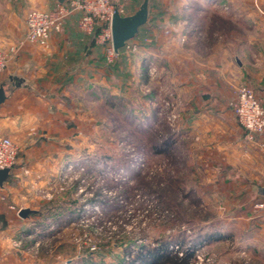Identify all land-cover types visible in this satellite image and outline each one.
<instances>
[{"label": "rangeland", "instance_id": "obj_1", "mask_svg": "<svg viewBox=\"0 0 264 264\" xmlns=\"http://www.w3.org/2000/svg\"><path fill=\"white\" fill-rule=\"evenodd\" d=\"M141 2L122 0L123 15ZM55 3L33 0L26 13ZM244 9L248 0H149L148 21L112 61L99 43L94 87L78 88L79 126L47 148L54 168L27 178L20 202L1 209L0 232L19 205L34 212L17 226L27 239L5 235L0 264L138 263L162 246L190 251L188 264H264V131L249 140L232 107L239 87L252 89L240 48L263 32L249 29ZM215 102L238 129L185 132L189 118L217 123L219 111L202 110Z\"/></svg>", "mask_w": 264, "mask_h": 264}, {"label": "crops", "instance_id": "obj_2", "mask_svg": "<svg viewBox=\"0 0 264 264\" xmlns=\"http://www.w3.org/2000/svg\"><path fill=\"white\" fill-rule=\"evenodd\" d=\"M252 1L248 0V9H244L253 20L248 27L255 33L263 32L250 36L246 49L239 48L240 54L248 60V82L255 95L264 101V18L258 20V12L253 9ZM68 2L56 0L50 9L57 4L67 5ZM254 3L263 8L264 15V0H254ZM32 5L33 0H0V47L8 57L7 67L0 73V84H5L7 91L6 100L0 104V136L10 137L19 146L16 162L0 185V193L10 192L7 200L0 198V212L20 202L16 192L28 190L27 178L31 181L32 177H43L54 168L53 163L50 166L49 160H55V156L47 148L53 149L58 142H63L65 130L79 126L76 108L81 90L78 88L80 85L84 89L94 87L90 85V76L97 62L104 60L105 48L95 41V35H85L79 30L78 14L71 15L62 30L50 36L47 47L30 43L21 45L20 41L26 32L24 14ZM240 9L237 7L238 12L234 11L233 14L239 16ZM86 80L87 84L81 83ZM217 95V92L211 93L216 99L219 98ZM203 107V111H219L218 122L208 118L203 122L189 118L185 132L192 133L198 129L201 134L211 133L214 137L213 134L217 136L222 129L230 136L238 129L235 119H224L230 118L232 113L224 110L225 106L221 102L205 104ZM20 208H27V202L19 205L18 211ZM28 220L19 215L11 216L8 220L11 230L0 232V245L12 235L27 239V231H19L17 226Z\"/></svg>", "mask_w": 264, "mask_h": 264}, {"label": "built area", "instance_id": "obj_3", "mask_svg": "<svg viewBox=\"0 0 264 264\" xmlns=\"http://www.w3.org/2000/svg\"><path fill=\"white\" fill-rule=\"evenodd\" d=\"M121 1L71 0L68 5L58 4L53 9H31L25 15L26 32L20 44L30 43L47 47L50 36L62 30L69 16L78 14V28L83 34L95 35V30L101 28L95 36V41L105 44L106 58L112 61L119 52L116 53L112 46L110 23L114 12L123 15ZM7 63L8 57L0 47V73L6 69ZM232 107L249 140H254L263 133L264 105L250 87L238 88ZM18 154V144L8 136H0V169L10 170Z\"/></svg>", "mask_w": 264, "mask_h": 264}, {"label": "water", "instance_id": "obj_4", "mask_svg": "<svg viewBox=\"0 0 264 264\" xmlns=\"http://www.w3.org/2000/svg\"><path fill=\"white\" fill-rule=\"evenodd\" d=\"M62 2V0H59ZM149 14V0H142L139 8L132 14L121 15L117 11L114 12L110 28H111V40L112 46L116 53L124 47L126 42L133 38L139 31V28L143 26L148 20ZM7 98V91L5 84H0V104H2ZM9 175V169H0V185L7 179ZM257 192L260 196H264V186L257 188ZM34 210L30 208H20L18 215L22 218L28 217Z\"/></svg>", "mask_w": 264, "mask_h": 264}, {"label": "trees", "instance_id": "obj_5", "mask_svg": "<svg viewBox=\"0 0 264 264\" xmlns=\"http://www.w3.org/2000/svg\"><path fill=\"white\" fill-rule=\"evenodd\" d=\"M170 136L164 140L165 148L155 147L156 152H163L171 144ZM162 247H158L154 250H149L147 254L139 252L137 254V259L139 258L138 263H134V259L123 264H188V259L191 256L190 251H186L183 256H178L176 253H171L164 251Z\"/></svg>", "mask_w": 264, "mask_h": 264}]
</instances>
